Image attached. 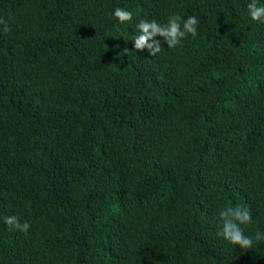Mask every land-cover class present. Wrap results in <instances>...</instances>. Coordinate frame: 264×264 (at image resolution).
Listing matches in <instances>:
<instances>
[{"label":"trees","instance_id":"trees-1","mask_svg":"<svg viewBox=\"0 0 264 264\" xmlns=\"http://www.w3.org/2000/svg\"><path fill=\"white\" fill-rule=\"evenodd\" d=\"M249 2L0 0V264H264V24ZM173 12L199 18L196 37L134 48L138 18ZM236 204L251 249L218 235Z\"/></svg>","mask_w":264,"mask_h":264},{"label":"clouds","instance_id":"clouds-1","mask_svg":"<svg viewBox=\"0 0 264 264\" xmlns=\"http://www.w3.org/2000/svg\"><path fill=\"white\" fill-rule=\"evenodd\" d=\"M247 14L251 20L264 24V0H250L247 4ZM111 15L119 24H131L133 22V11L127 7H116ZM199 18L196 15H189L186 19L173 12L167 21L161 23L156 19L138 18L135 24L137 29L132 41L134 48L143 51L147 48L150 55H156L162 49V45H167L169 49L181 45L184 39L191 34L196 37L198 34ZM163 37V41L159 39ZM221 225L218 235L233 245L241 249H251L254 245L252 236L245 234L244 226L252 223V214L247 207L242 205H228L223 207L218 213ZM5 223L24 233H28L31 225L20 221L18 216L9 215L5 217ZM264 238V233L257 232L255 239Z\"/></svg>","mask_w":264,"mask_h":264}]
</instances>
